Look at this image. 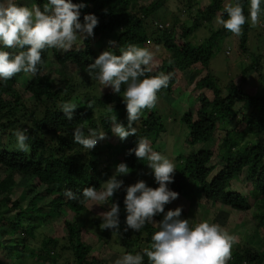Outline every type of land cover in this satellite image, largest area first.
Returning a JSON list of instances; mask_svg holds the SVG:
<instances>
[{
  "label": "trees",
  "instance_id": "trees-1",
  "mask_svg": "<svg viewBox=\"0 0 264 264\" xmlns=\"http://www.w3.org/2000/svg\"><path fill=\"white\" fill-rule=\"evenodd\" d=\"M25 2L28 3L23 5L30 7L35 3L42 9L47 0H34V2L25 0ZM73 2H83L88 5L81 10V21L86 13H94L98 16L99 23L94 29V36L86 39L79 37L81 41L79 49L43 50L42 60L45 63L43 66H38L39 71L35 76L21 72L7 81H0V168L6 172L5 178L0 179L2 197L0 209L6 202L11 201L15 193L16 176L28 178L33 188V195L28 199L26 206H22L20 200H16L8 212L6 208L0 213V224L8 223L6 226L2 225L3 234L0 233V264H21L29 256L37 257L46 264H57L62 255L60 250L69 251L74 264H100L96 257H90L93 246L86 244L82 239L84 232L82 219L74 216L84 214L87 211V203L81 204L77 200L67 198L64 191L71 189L74 193L80 194L86 187H96L99 191L100 185L111 174L108 169H111L113 162L117 164L125 162L132 176L138 180L143 177L147 168L146 161L139 160L134 154L128 155L127 152L135 146L138 137L148 138L153 147L160 139L161 133L165 131V124L155 113L154 107L143 109L138 125L133 123V127H137V136H129L123 141L119 139L118 144L109 154H101L99 146L87 152L72 139V130L75 127L83 126L85 131L89 127L97 128L96 115L109 138L114 136L110 130L112 115L116 114L118 121L125 127L128 125L122 96L114 94L112 90L107 94H100L96 85L98 82L86 71L87 66L98 57L95 46L106 43L110 47L109 41L116 42L109 50L117 55L120 54L121 48H126L129 44L147 48L149 45L164 44L170 50V54L161 64L149 73V75L161 71L166 74L171 73L168 87L161 88L157 96L163 92L173 93L181 87L180 83L191 85L195 81L197 90L193 89L194 92L199 94L202 91L203 96L202 98L196 96L200 108L195 119L187 111L184 114L189 129L186 139L189 148L209 142L219 128L227 129L228 126L223 125H231L236 115L241 114L239 123L245 124V130L239 131L241 133L238 134L243 135L244 139L246 134L251 135L254 138L253 142L243 147L237 138L231 135L230 128L227 129V135L218 153L205 149L198 153L192 151L188 155L181 154L176 159L174 182L169 187L180 195L185 191H196L211 204L219 203L244 212L251 209L248 198L230 189L235 178L246 172L254 188L253 197L259 204L255 217L264 226V145L258 141V138L264 135V94H250L244 85L234 80L222 86L219 79L211 73L204 78L196 79L203 71L209 69L218 41L231 33L223 25L218 28L213 26L210 38L202 43L194 45L185 39L202 26L203 22L212 26L217 16L226 19L227 14L223 11L225 0H211L206 7L199 8L198 13L203 19L197 17L192 26L184 27L181 44L177 40L176 33L165 27L167 24L159 28L162 19L158 17V12L164 5L163 0H139L138 16L132 15L129 11L131 0H73ZM241 3L247 18L249 0H241ZM154 27L157 31L149 35L148 32L154 30ZM251 30L250 20H246L241 34L238 35L241 47L246 52L249 50L247 43ZM5 50L11 51V49ZM68 64L73 65L71 68L76 72L61 87L57 79L61 74L57 72V68ZM51 65L54 66L55 74L46 73ZM256 67L260 68L257 69L258 72L264 68V60L261 56L255 55L251 69ZM188 70L200 74L189 78ZM26 78L28 79L25 80ZM91 79L92 92L88 88H81L86 87ZM240 81L246 84L248 79L242 75ZM20 83L24 84L28 97L19 90ZM208 92L211 96L207 95ZM64 102L77 105L71 121L67 120L58 107ZM89 105L92 107L89 108ZM18 128L28 131L27 142L30 144V151L27 153L16 149L13 132ZM222 150L223 154H221ZM225 155H227L223 160L225 166L213 174L210 163L215 156L223 158ZM102 164L106 166L102 167ZM124 196L120 197L118 191L113 196V201L118 202L121 209V231L101 230V222L94 219V223L99 228L98 234L94 235L98 242L104 240L109 242L115 236L121 237L126 244V252L135 254L136 251L150 245L151 235L157 228L149 223L139 232L131 229L124 232L126 215ZM111 202L110 198L109 203ZM14 211L18 213L14 215ZM62 211L68 215L64 222L68 242L64 244H60L57 236L46 234L42 226L43 221L53 222L61 219L64 215ZM33 241L39 243L38 248L32 249L30 244ZM231 260V264H263L264 249L254 250L250 244L238 247Z\"/></svg>",
  "mask_w": 264,
  "mask_h": 264
},
{
  "label": "clouds",
  "instance_id": "clouds-1",
  "mask_svg": "<svg viewBox=\"0 0 264 264\" xmlns=\"http://www.w3.org/2000/svg\"><path fill=\"white\" fill-rule=\"evenodd\" d=\"M262 5L264 0H249L246 18L241 0H227L223 9L227 18L217 16V23L238 36L246 20H250L252 26L257 25L260 17L264 15ZM87 6L83 2L74 3L73 0H47L41 9L35 4L30 8L18 4L16 0H0V81H7L21 72L35 76L39 71L38 66L45 63L42 60L43 50L55 48L67 51L79 37L86 39L94 36V29L99 23L98 16L86 13L83 21L80 19L81 10ZM115 43L109 41V49ZM109 49L101 52L87 66L86 71L103 89L111 87L114 94L122 96L128 125L125 127L119 122L115 114L110 117V130L123 141L137 134V127H133V123L138 125L143 109L155 106L157 92L168 87L171 73L161 71L149 75L156 52L147 47L129 44L120 49L119 55ZM58 107L67 120L73 119L76 104L64 102ZM13 135L16 138V149L29 152L27 129L18 128ZM106 137L107 133L100 127H89L85 131L83 126H78L72 130L73 142L88 151ZM127 154H134L139 160L146 161L158 187L148 186L143 179L125 185L124 180L119 177L130 174L131 170L127 163L121 162L115 166L113 175L100 185L99 191L96 187H86L80 194L71 189L64 191L67 198L81 204L93 202V206L108 205V210L97 214L102 221L101 230L121 231L120 205L113 201L114 194L121 189L125 192L123 204L126 215L123 231L131 229L139 232L149 223L156 226L157 230L151 235L150 245L135 254L123 253L114 264H145V257L147 264H226L232 246L236 243L235 235L206 220L191 223L190 219L182 217V206L165 211V206L180 195L169 187L174 182V162L155 150L146 137H138L135 146L128 149ZM110 198L112 202L109 204ZM161 214L162 219H154Z\"/></svg>",
  "mask_w": 264,
  "mask_h": 264
},
{
  "label": "rangeland",
  "instance_id": "rangeland-1",
  "mask_svg": "<svg viewBox=\"0 0 264 264\" xmlns=\"http://www.w3.org/2000/svg\"><path fill=\"white\" fill-rule=\"evenodd\" d=\"M16 2L22 5L28 3L25 2V0ZM32 2H34V0H32ZM210 2L211 0H163L164 5L158 12V17L162 19L159 28H163V26L167 24L165 27L170 28L174 33H176L178 37L177 40H179L181 44L182 38L184 36V27L187 25L192 26L194 19H196L197 17L199 19H203L201 17V14L198 13V9H203ZM226 2L227 0H225L224 5ZM31 7L32 6H30V8ZM129 11L132 15L138 16V14L140 13L139 0H131ZM213 26L215 28H218L221 26V24L217 23L216 19L212 22V26L208 23L203 22L202 26H200L190 37H186L185 39L187 41H190V43H194V45L202 43L203 41H206L210 38L212 30L211 28ZM154 31H157L156 27H154V30H150L148 34L152 35ZM80 42V38H78L77 42H75L73 47L69 50L79 49L81 47ZM95 47L97 49L98 56L104 50L109 49L106 43L97 45ZM97 47L100 49H98ZM148 48L156 52L152 64V70H155L161 64L162 60H164L166 56L170 54V50L164 44H161L160 46L149 45ZM157 48L159 49L158 52L156 51ZM247 48L249 49L248 52L244 51L241 47L239 36L229 33L228 35H226V37L218 41L217 46L214 49V56L211 60L208 70L203 71L200 76V73L194 74V72L190 70L187 71V74L189 75V78L199 76L196 79H200L211 73V75L219 79V83L222 86H225L229 81L234 80L236 83L244 85L246 91L250 94H264V68L262 67L263 69L261 70V72H258L257 69H260L258 67H256V69H251V66L255 60V55L261 56L264 60L263 15L260 17L257 25L252 26V30L250 31L248 36ZM71 66L73 65L68 64L65 66H59L57 68V72L61 74L58 75L57 78L61 87L66 83L67 80H69L72 75H74V72H76V70L71 68ZM53 69L54 66L51 65L50 70H47L46 73L55 74L53 72ZM242 75H244L248 79V82L246 84H243L240 81ZM77 77H79V75H77ZM179 77L183 80L181 74H179ZM27 79L28 78H26L25 80ZM92 81L93 80L91 79L88 82L89 84H86V87L81 88H88L90 92H92ZM96 85L98 87V91L100 92V94L102 93V95L107 94L111 90V87L103 89V86L99 83ZM180 85L181 87L177 88L173 93L163 92L162 94L158 95L156 104L154 106L155 113L159 117H161L162 121L165 124V131L161 133L160 139L158 140L156 145L153 146V148L168 156V158L174 162L175 166L176 159L179 158L181 154L188 155L192 151L198 153L205 149H211L218 153L223 139L227 135V129L229 128L232 131L231 135L237 138L241 146L244 147L247 144L253 142L254 138L251 135L246 134V138L244 139L243 135L238 134L241 133L242 130H245V124L239 123L241 120V114H239L236 115V117L233 119L231 125H223L228 126L227 129H225V127L219 128L214 138L209 142L201 143L189 148L186 143V139L189 135V129L188 124L184 118V114L187 111L191 113L193 118L195 119L197 111L200 108V102L199 99L197 100L196 96H198V98H202L203 94H201L202 91H197L199 92V94L194 92V90L197 88L195 81L191 85H188V83L185 82H183V85L182 83H180ZM18 88L24 96H29L25 92L23 83H20ZM207 95L211 96L209 92L207 93ZM97 118L98 116L96 115V122H98V127L103 129V127L100 125V119ZM235 128L236 131H234ZM119 139L120 138L117 136H113L112 138H109L107 136L104 140L98 142L96 146H99L101 154H109L111 153L110 151H112V148L118 144ZM258 141L264 145V135L258 138ZM86 151L88 152V150ZM221 154H223V150ZM221 156H215V158L210 163V169L213 174H215L223 166H225L223 160L227 155H225L223 158ZM116 165L117 163L113 162L111 169H108V171L110 170L111 173L109 177L113 175ZM105 166V164H102V167ZM5 176L6 172L2 168H0V179H4ZM16 178L17 186L15 187V193L14 195H12L11 201L6 202L3 205L2 209H0V213L4 212L6 208V212H8V209L12 207V204L16 200H20L22 206H26L25 204L27 203L28 199L33 195L31 181L28 180V178H21L20 176H16ZM108 178H106V180ZM119 178L124 180L125 185H130L138 181V179L131 174L121 176ZM142 179L146 181L148 186L154 188L158 187L154 180V176L151 174V169L148 168V166L144 171ZM230 190L246 196L249 203L251 204V209L249 211L243 212L225 207L219 203L211 204L202 195L197 194L196 191H185L182 195H179L178 199L165 206V211L169 209L174 210L176 207L182 206V217L190 219L191 223H197L206 220L210 223H215L224 227L229 233L235 235L236 243L232 246L230 258L227 260L226 264H231V258L238 250V247H244L250 244L253 246L254 250L259 251V249H264V226L260 224V220L255 217L259 209V204L256 203L253 197L254 188L251 180L248 179L246 172L235 178ZM118 192L120 193V197L125 195L123 189L119 190ZM1 200L2 197L0 196V201ZM86 206L87 211L84 214L74 216L77 219H82L84 226V232L82 235L83 241L86 244H91L93 246L90 257H96L100 264H114V261L127 250L124 240L121 239V237L115 236L109 242H106L105 240L98 242L96 236L94 235L98 234L97 232L99 231L98 226L94 223V219H98L100 222H102L97 217V214L99 212L108 210V205L105 204L104 206H93V202H88ZM62 212L64 213V215H62L61 219H56L53 222L43 221L42 223L43 228H45L44 230H46V234L50 236H57V238L60 240V244L68 242L67 233L66 231H64L66 230L64 222L68 215L65 214V211ZM17 213V211L13 212L14 215H16ZM13 214L11 215L14 216ZM160 218H162V214L156 216L154 219L159 221ZM7 224L8 223L0 224V233L3 234V230L1 229L2 225L6 226ZM30 245L32 249H36L39 247V243L36 241H33V243H31ZM60 252L62 253V255L58 259L57 264H74V260H72L71 253H69V251L60 250ZM21 264L46 263H44L37 257L29 256L28 259Z\"/></svg>",
  "mask_w": 264,
  "mask_h": 264
}]
</instances>
